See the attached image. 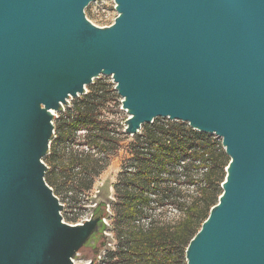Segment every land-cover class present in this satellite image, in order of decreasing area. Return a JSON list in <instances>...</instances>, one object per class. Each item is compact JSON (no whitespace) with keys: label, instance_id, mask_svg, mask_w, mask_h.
Instances as JSON below:
<instances>
[{"label":"water","instance_id":"water-1","mask_svg":"<svg viewBox=\"0 0 264 264\" xmlns=\"http://www.w3.org/2000/svg\"><path fill=\"white\" fill-rule=\"evenodd\" d=\"M91 1L0 0V264H72L103 220L64 221L42 160L54 112L99 75L124 133L177 120L229 157L186 264H264V0H113L105 26Z\"/></svg>","mask_w":264,"mask_h":264},{"label":"trees","instance_id":"trees-1","mask_svg":"<svg viewBox=\"0 0 264 264\" xmlns=\"http://www.w3.org/2000/svg\"><path fill=\"white\" fill-rule=\"evenodd\" d=\"M111 92L105 83L91 85L53 122V131H58L65 145L60 189L77 204L76 194L89 190L94 177L124 149L128 155L122 158L108 202L110 228L115 236L109 242L117 239L116 250L107 252L108 264H184L190 239L222 192L220 184L229 159L221 140L194 130L185 122L167 118H155L143 125L142 133L131 137L121 129L115 131L107 115ZM77 131L85 133L76 136ZM126 140L129 141L124 147ZM53 155H57L55 147ZM45 181L57 196L53 182ZM67 192L73 195H66ZM162 206L180 209L182 217L170 223L151 218L149 210ZM70 208L76 213L81 210V207ZM105 208L100 218L108 216ZM143 218H149L146 224L138 222ZM75 219L66 218V222ZM105 229L106 226L100 233L104 238ZM107 250L110 249L106 246L102 251Z\"/></svg>","mask_w":264,"mask_h":264},{"label":"rangeland","instance_id":"rangeland-1","mask_svg":"<svg viewBox=\"0 0 264 264\" xmlns=\"http://www.w3.org/2000/svg\"><path fill=\"white\" fill-rule=\"evenodd\" d=\"M85 16L94 24L99 26H105L109 25L113 22V19L116 17L117 12L115 11V4L113 0H94L91 1L85 8H84ZM106 84L110 86L112 89L111 94L109 95L111 100L108 101L107 106L110 108V112L108 115V120L112 121L114 123L113 130L118 131L121 129L123 131V121L127 117V113L125 110L121 109V97L117 94V92L114 90V83L112 82V79L110 76L107 75H99L97 78L93 79V82L91 84H88L85 86V93L89 90L91 85H98V84ZM82 95V94H81ZM79 95V96H81ZM78 96V97H79ZM76 98V97H75ZM74 98H68L66 104H64L59 111L54 112V118L53 122L63 114L66 113L67 109L72 106ZM159 119H163L161 117H158ZM149 124V123H146ZM143 124V125H146ZM143 125L137 132L142 133L143 132ZM82 133H85V131H77L75 132V135H81ZM131 137V135H129ZM215 136V135H214ZM216 137V136H215ZM217 140H220L218 137H216ZM129 140H126L123 143V146L125 147L127 145V142ZM66 143V142H65ZM64 143L61 141V137L58 134V131L53 132V137L49 143V148L46 153V155L42 158L44 163L47 165V170L45 172V179L48 180V182L51 183L55 192H57V197L59 199V202L65 207V209L61 211V214L64 215V221H66V218L76 217L77 220L86 218L88 216V205L90 204V199L94 195L95 191L103 186V185H110L112 186L113 182L116 181L118 172L120 170V165L122 162V158H127L128 155L124 149H120L117 153V155L108 161V165L101 170V172L94 177L91 188L89 190L81 191L80 193L76 194L75 199L78 201L77 204H73L71 200H69L65 196V191L60 185L63 183V178L61 171L64 170V159L62 157V150L64 149ZM57 150V155H53V150ZM56 152V151H55ZM225 154V152H224ZM226 159L229 157L225 154ZM54 157V158H53ZM225 169V168H224ZM225 172V170H224ZM195 182L198 180L197 177L194 178ZM68 185L66 184V187ZM109 192L111 196L113 195V189L112 187L109 188ZM66 195H73L71 192H67ZM75 195V194H74ZM81 207V210L79 212H75V209H71L70 207ZM149 213L151 215V218H157L160 219L161 222L164 223H170L178 221L182 217V211L177 208L173 207H156L149 210ZM75 219V220H76ZM149 218H143L142 220H139L138 222L146 224ZM74 221V220H72ZM70 222V221H68ZM136 222V224L138 223ZM110 237H115L114 234L111 232ZM116 244L117 239L112 240V243L107 247H109L110 250H107L105 252L101 251L99 256L97 257V262L95 264H108L109 260L107 257V252H114L116 250ZM89 261V258L87 256H83L81 253H77L76 256L73 258L72 263L73 264H86ZM113 261V260H112ZM183 263L186 264V261L183 257Z\"/></svg>","mask_w":264,"mask_h":264},{"label":"flooded vegetation","instance_id":"flooded-vegetation-1","mask_svg":"<svg viewBox=\"0 0 264 264\" xmlns=\"http://www.w3.org/2000/svg\"><path fill=\"white\" fill-rule=\"evenodd\" d=\"M110 187H111L110 185L106 184L99 187L95 191L94 195L90 199V204L88 205L89 213L86 218L79 220H77L78 219L77 218L74 221L68 222L74 225V224L83 223L84 221L90 218L100 217L101 210L104 208V206L106 207L105 210L108 213V216L101 218L105 220H101L102 223L100 221L98 222L97 230L92 233V235L89 237L87 242H85V244L78 251L79 253L83 254V256H87L89 258V261H92L93 264L97 262L95 258L98 257V253H100V251H102L106 246H108V244L109 245L111 244V242H109V240L111 239L110 216H109L111 214L110 203L105 204L104 202H102L108 197H110V199L112 198L110 192L108 193ZM106 195L108 196L106 197ZM92 209L94 210L92 211ZM105 226L106 229L103 231L105 235L104 238V236H101L100 233L102 231V228Z\"/></svg>","mask_w":264,"mask_h":264},{"label":"built area","instance_id":"built-area-1","mask_svg":"<svg viewBox=\"0 0 264 264\" xmlns=\"http://www.w3.org/2000/svg\"><path fill=\"white\" fill-rule=\"evenodd\" d=\"M64 220V219H63ZM103 220H105V219H103Z\"/></svg>","mask_w":264,"mask_h":264}]
</instances>
